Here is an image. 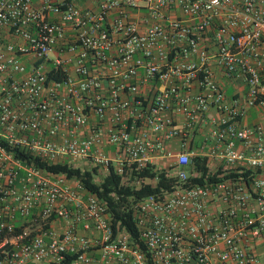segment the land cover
<instances>
[{
  "label": "built area",
  "instance_id": "2783aa9c",
  "mask_svg": "<svg viewBox=\"0 0 264 264\" xmlns=\"http://www.w3.org/2000/svg\"><path fill=\"white\" fill-rule=\"evenodd\" d=\"M41 1L0 0V264H261L264 119L243 120L264 112V0ZM141 5L143 32L128 12ZM216 70L243 90L227 94ZM201 122L218 173L187 184L183 151L160 169L172 189L131 205L143 249L79 182L11 150L129 177Z\"/></svg>",
  "mask_w": 264,
  "mask_h": 264
},
{
  "label": "trees",
  "instance_id": "16d2710c",
  "mask_svg": "<svg viewBox=\"0 0 264 264\" xmlns=\"http://www.w3.org/2000/svg\"><path fill=\"white\" fill-rule=\"evenodd\" d=\"M0 143L6 146L4 141L0 140ZM11 150L14 156L19 157L26 164H31L47 172L61 173L66 178L79 182L83 188L106 204V212L112 231L123 230L128 234L130 242L138 243L142 249L143 245L138 241L137 229L131 217V205L149 194H161L170 191L174 182L173 177L165 176L162 170L155 169L153 165L131 169L130 175L142 180L138 185L123 181L127 169L123 171V175L114 172L111 166L108 167V172L101 176L97 182L94 180V167L91 170H81L79 167L71 166L65 162L50 163L37 155L16 147H12ZM216 173L218 172L208 173L205 157L195 155L190 158L188 164L186 183H201L204 178H215ZM144 179H153L154 183L144 182ZM19 231L20 228L15 229V232ZM72 257V255H67L65 261Z\"/></svg>",
  "mask_w": 264,
  "mask_h": 264
},
{
  "label": "crops",
  "instance_id": "0c3cea01",
  "mask_svg": "<svg viewBox=\"0 0 264 264\" xmlns=\"http://www.w3.org/2000/svg\"><path fill=\"white\" fill-rule=\"evenodd\" d=\"M53 3L58 2L60 0H49ZM74 4L77 8L81 10L85 9H96L98 3L100 0H73ZM31 3L34 7L40 8L42 1L41 0H31ZM128 12L130 14V18L135 21L136 28L138 31L143 32L148 27V21L145 19L144 15V8L141 5L138 8H131L128 9ZM48 16L53 19V16L48 13ZM115 16V12H112L108 15L107 20L110 21ZM5 40V36L0 37V43H3ZM56 50L54 49L53 52L49 55L51 58L53 54H55ZM18 57L21 61L25 63L26 66L30 64V60L28 59L27 55H20L18 54ZM46 66L51 65V60L45 62ZM140 71H142V68H140ZM19 75V74H18ZM215 77L217 81L222 85L225 92L227 94H232V92L236 89L238 91H242L243 88L241 86H238L239 84L229 81L225 76L221 74L218 70L215 71ZM158 86V82L156 80L153 81H147L142 84H140V92H147L150 87ZM195 90V86L192 87V91ZM211 113V112H210ZM167 114V113H165ZM173 117L178 125L181 124L183 121V117L181 114H173ZM264 119V112H259L255 109H249L247 112V115L245 116V119L243 120L246 125H250L256 120ZM95 118L92 116L89 117L88 121L93 122ZM212 145L211 139L208 137V125L204 122L199 123V125L196 126L192 134H187L185 136H175L173 137L168 143L164 146V152L168 155H163L158 158H154L153 164L155 169H164L169 165L171 160L173 159L174 155L178 152H186L190 155V157H193L195 155H202L205 157L206 161L208 160L207 168H213L215 165L213 164L212 158L209 156L208 151L210 149V146ZM114 146L105 144L104 151L106 154L113 153ZM94 167V173L97 175L104 176L108 171H105L104 169H101L97 166H92L88 161L81 163V167H79L81 170H91ZM188 169V166L186 167ZM86 234L90 235L89 232H85ZM91 254L94 257H97V251L96 249H93L91 251ZM260 260L261 264H264V253L260 251ZM91 264H97V262H92Z\"/></svg>",
  "mask_w": 264,
  "mask_h": 264
},
{
  "label": "rangeland",
  "instance_id": "374dc122",
  "mask_svg": "<svg viewBox=\"0 0 264 264\" xmlns=\"http://www.w3.org/2000/svg\"><path fill=\"white\" fill-rule=\"evenodd\" d=\"M93 175H94V180L95 181L98 182L101 179V175H97V174H93ZM123 181L124 182H127L129 184H132V185H138L141 182L140 179L134 178L131 175L129 177L127 175H125V178L123 179ZM143 181L144 182H151L152 184L154 183V180L153 179H151V180L144 179Z\"/></svg>",
  "mask_w": 264,
  "mask_h": 264
}]
</instances>
